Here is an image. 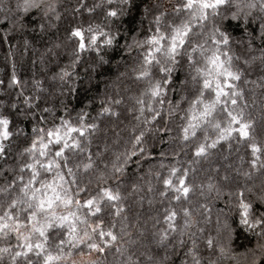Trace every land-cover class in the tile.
Segmentation results:
<instances>
[{
	"label": "snow or ice",
	"instance_id": "snow-or-ice-1",
	"mask_svg": "<svg viewBox=\"0 0 264 264\" xmlns=\"http://www.w3.org/2000/svg\"><path fill=\"white\" fill-rule=\"evenodd\" d=\"M120 2L127 5L129 0ZM111 3L112 0H108L109 7L104 15L114 18L118 11L111 7ZM99 7L101 5L98 3L87 7L86 0H77L72 11L78 15L81 9L91 13ZM160 7L157 5V9ZM170 7L171 16L166 11L157 10L147 29H142L141 25L145 32L144 39H133L123 46L129 53L133 47L138 50L133 71L135 79L147 81V86L135 98V108L129 109V112L136 113L133 119L137 121L131 126L129 142L132 149L114 154L112 162L105 163L103 169L97 168L87 147L90 136L98 128L96 118L88 122L83 109L73 117L67 105L61 101V111L68 118L54 116L52 108L41 107L37 103L39 96H23L27 108L16 115L25 120L31 116L28 121L31 124L29 134L22 126L15 127L14 131L11 127L13 120L10 113L17 105L0 104V107L8 109V112L0 111V170L5 176V183L0 186V195L4 197L0 202V239L14 235L17 241L15 246L9 243L6 247H0V261L6 256L7 264H78L72 259L74 254H98L96 258L80 261L79 264H101L99 256L114 247L124 257V264H141L139 258L133 260L132 254H126L127 250L121 243L123 236H129L127 224L121 223L119 231L122 235L117 233L116 218L121 216L125 206L121 203L119 187L113 188L111 185L120 180L133 156H149L145 147V133L152 131L155 136L156 132H170L168 117L180 111L181 101L187 100V110L181 111V119L186 123L181 128L180 139L185 142V146L189 141H195L192 145L193 157L207 158L211 149L229 139L247 142L250 150L249 170L237 169V177H243L244 183L237 182L227 192L228 202L234 203L238 214L234 217V223L221 214L223 209L217 214L216 232L223 243L217 241L215 247L220 254L230 251L235 242V233L240 229L257 238L254 249H247L255 257L251 264H264V143L257 142L252 134L254 119L246 116L248 104L245 102L241 106L244 95L236 83L242 79L245 70L259 59L257 70L261 74V83L258 86L264 89V48L260 49L259 58L243 59L244 67L234 63V58L241 60L235 54L234 46L247 43L248 48L252 49L256 41L264 45V0H175ZM14 8L15 18L5 15L0 20V25L7 22L10 30L25 27L24 15L34 9L41 15L39 23L34 22L33 27H39L42 31L51 14L56 11L53 4H45L44 0H16ZM166 16L168 19L165 21ZM51 18L58 20L59 15ZM162 23L166 25L163 29ZM230 27L238 28L240 36L234 38ZM10 30L0 38L4 43L9 42ZM116 32H119L118 28ZM67 39L73 45L69 53L72 58L70 64L53 71L50 77L67 86L61 87V94L65 91L69 94L75 92V85L70 83L73 76L68 69L76 67L83 53L89 50L96 52L92 65L95 71L96 66L109 63L100 55L101 47L112 48L114 43H118L116 34L111 30L105 32L99 24L93 26L92 23L70 26ZM27 45L28 41L25 40ZM55 47L59 48L60 45ZM249 82L257 84L256 80H244L245 84ZM9 84L19 86L14 71ZM169 92L180 98L173 103L169 99ZM20 95H23L22 91ZM166 102L167 108L164 107ZM121 103V99L109 96L106 102H102L98 116L118 117L113 105ZM33 107L38 108L39 113L34 112ZM218 115L223 118L217 119ZM261 115L264 117V109ZM157 118L164 121V126L149 129L148 126ZM208 127L215 131V138L209 137L204 131ZM198 130L204 131L203 139L198 138ZM14 136L27 142V146L15 158L10 150ZM104 150H107V146ZM102 154V151H97L96 156ZM177 163L174 160L167 165V175L163 178L159 171L154 173L162 184L161 190L157 192L160 203L164 204L167 200L168 204L162 208L163 215L156 219L153 230L148 235L144 232L140 234L141 243L145 246V252L141 253L144 256L143 264H203L198 250L197 232L202 236L204 229L196 228L199 221L194 220L192 210L187 206L181 208L183 220L178 224V214L172 203L182 200L188 202L194 189H199L200 196L204 198L211 196L219 199L225 193L212 182L211 177L208 183H190L187 179L189 168H179ZM160 167L166 166L161 163ZM94 171L98 175L93 178L91 174ZM86 174L90 178L84 181L83 176ZM257 174L261 177L258 191L254 183L248 184V181L255 180ZM148 175H153L151 169ZM93 179L94 189L91 187ZM222 179L229 178L224 176ZM152 191L149 180L148 192ZM149 203H152L151 199ZM199 207L203 209L201 215L207 222L210 208L207 204H200ZM57 209L61 211L58 213ZM105 216L110 218V223L106 222ZM194 228L196 230L192 231ZM204 243L211 250L214 246L213 237L208 236ZM209 264L215 262L209 261Z\"/></svg>",
	"mask_w": 264,
	"mask_h": 264
},
{
	"label": "trees",
	"instance_id": "trees-1",
	"mask_svg": "<svg viewBox=\"0 0 264 264\" xmlns=\"http://www.w3.org/2000/svg\"><path fill=\"white\" fill-rule=\"evenodd\" d=\"M15 3L16 0H0V20L5 15L15 18ZM44 3H51L55 6L56 11L51 16L58 14L59 19L50 16L42 31L39 27H33L34 22L39 23L41 15L34 9L24 15L25 27L23 28L10 30V25L7 22L0 25V38L5 35L7 30H10L8 43H4L0 39V81H3L0 84V104L15 103L17 105L16 109L10 113L13 120L11 127L14 131L15 127L22 126L29 134L31 124L28 121L31 120V116L28 117V120H25L23 117L17 118L16 115L17 112L27 108L23 102V96H39L40 99L37 103L41 107L52 108L54 116L63 115L68 118L67 114L61 111V101L67 105L73 117L83 109L87 113L86 120L88 122H93V118H96L95 123H97L98 128L90 136V144L87 147L96 162L97 168L103 169L105 163L110 164L112 162L114 154L132 149L129 142L131 126L136 124L137 121L133 119L136 113L134 111L129 112V109L135 108V98L147 86V81L135 79L133 69L136 67L138 50L133 47V51L129 53L125 51L123 46L126 42L131 43L133 39H144L145 32L142 29L148 28L149 22L153 20L157 10L166 11L168 16H171L170 5L175 3V0H129L127 5H122L120 0H112L111 7L118 11L117 17L114 18L105 17L104 15L109 7L108 0H86L87 7L97 3L101 7L96 8L91 13L81 9L78 15L72 11V8L77 4V0H44ZM157 5L161 7L157 9ZM146 8L148 9L147 12H145ZM121 9L123 10L121 11ZM168 16L164 17L165 21ZM88 23H92L93 26L99 24L105 32L111 30L116 34L118 43H114L112 48L101 47L100 55L104 56L109 63L96 66L95 71H93L92 65L96 59V52L89 50L83 53L76 67L68 69L73 76L70 83L75 85V92L69 94L65 91L61 94V87L67 86L61 85L58 80H51L50 77L53 71H58V68H66L72 59L69 53L73 45L67 39L70 26L80 24L87 26ZM161 27L163 29L166 25L162 23ZM117 28L119 29L118 33L116 32ZM138 29L141 30L138 31ZM230 31L234 38L239 37L241 34L238 28L233 29L230 27ZM25 40L28 41L27 46H25ZM245 40H247V37ZM57 44L60 45L59 48L55 47ZM10 45H14V47H10ZM261 48H264V45H261L259 41H256L252 49L248 48L247 43L242 46H234L235 54L241 57L239 61L234 58V63L244 67L242 60L251 57L259 58ZM258 67L259 59L245 70L242 79L236 83L238 90H242L244 95V101L240 102L241 106L246 102L248 107L245 108V114L254 119L252 134L257 142L264 143V117L261 115L262 109H264V100H262L264 89L258 86L261 83L259 80L261 74L257 70ZM13 71L17 76L19 86L9 84ZM153 72H155V69H153ZM76 77L80 79H76ZM244 80H256L257 84L251 82L245 84ZM34 81L39 83L34 84ZM21 91L23 95H20ZM109 96L122 100L120 105H113V108L119 114L118 117L98 116L102 102H106ZM179 98L175 93L169 92V99L173 103ZM205 99H208V97L205 96ZM68 101H71V103H68ZM164 107H168L167 102ZM179 107L180 111L168 117L167 127L171 131L156 132L155 136H153L152 131L146 132L145 147L149 156L146 158H141L139 155L133 156L125 166L124 174L120 180L111 185L113 188L119 187L122 198L121 203L125 206L124 212L116 218V230L118 234H121L119 231L121 223L128 226L126 231L129 233L130 238L129 236H123L121 241L124 249L127 250L126 254H132L133 260L139 258L141 264H143L144 256H141V253L145 252V246L141 243L142 237L140 234L144 232L145 235H148L153 230L156 219L163 215L162 208L168 204L167 200L164 201V204L160 203L157 192L161 190L162 184L154 173L159 171L161 178H163L167 175V165L175 160L178 162L177 167L189 168L187 179L190 183H208V178L211 177L212 182L220 186L225 193L219 199L211 196L204 198L200 196L199 189H194L188 202L182 200L179 203H172L178 214V224L182 223L183 220V213L180 210L182 207L187 206L192 210L194 220L199 221L196 228L204 229L202 236L197 232L199 237L198 250L201 252L203 264H209V261H214L215 264H251L252 259L255 257L247 249H254L257 239L255 236H250L237 229L235 242L231 245L230 251L220 254L215 247L217 241L223 243L216 232L217 214L223 209L221 214L226 216L230 223H234V217L238 214L234 203L230 204L228 202L227 192L237 182L244 183L243 177H237V169L241 171L249 170L248 161L251 156L250 150L247 148V142H239L238 139L221 141L215 149L210 150L207 158L197 159L193 157L192 145L195 141H189L188 145L185 146V142L180 139L181 128L186 123L185 120L181 119V111L187 110L188 101L182 100ZM0 111L8 112V109L0 107ZM33 111L39 113L38 108L33 107ZM222 118V115L217 116V119ZM49 120H51V117H49ZM140 126L143 127L142 124ZM163 126L164 121L157 118L148 127L154 130ZM204 131L207 132L209 137L215 138L216 133L211 127L206 128ZM204 131L198 130L199 139H203ZM26 146V141L22 138L18 140L14 136L10 144L13 158ZM105 146H107V150H104ZM97 151H102V156H96ZM161 153H164L163 157ZM177 153L178 155H176ZM189 161H193V163L189 164ZM9 163L11 164L12 161H9ZM161 163L166 167L161 168ZM150 169L153 172L151 176L148 175ZM192 169H195V171H192ZM95 175H98L97 171L91 174L93 178ZM224 176L229 179H222ZM89 178L90 176L87 174L83 176L84 181ZM260 179L261 177L257 174L255 180L248 181V184L254 183L257 186L255 190L258 191ZM149 180H151L153 187L151 193L148 192ZM4 183L5 176L3 171L0 170V186H3ZM133 185L136 187L133 188ZM91 187L95 188L94 179ZM3 199L4 197L0 195V202ZM150 199L152 203H149ZM200 204H207L210 208V216L207 222L204 221V217L201 215L203 209L199 207ZM60 211V209H57L58 213ZM124 217H127V219L125 220ZM104 218L106 222L110 223L109 217L105 216ZM159 226L157 225V227ZM195 230V228L192 229V231ZM208 236H212L214 239V246L211 250L204 243ZM132 241H135V243ZM9 243L13 246L17 243L14 235L10 238L0 239V247H6ZM96 255L98 254L90 256L74 254L72 259L79 264L80 261L86 262L96 258ZM257 256H259L258 251ZM99 259L101 264H124V257L117 253L114 247L105 255H100ZM7 260L8 258L5 256L0 264H7Z\"/></svg>",
	"mask_w": 264,
	"mask_h": 264
}]
</instances>
